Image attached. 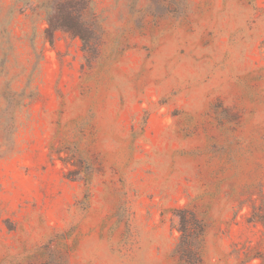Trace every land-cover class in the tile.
Here are the masks:
<instances>
[{"label":"rangeland","instance_id":"1","mask_svg":"<svg viewBox=\"0 0 264 264\" xmlns=\"http://www.w3.org/2000/svg\"><path fill=\"white\" fill-rule=\"evenodd\" d=\"M0 0V264L264 257V0H93L96 56Z\"/></svg>","mask_w":264,"mask_h":264},{"label":"trees","instance_id":"2","mask_svg":"<svg viewBox=\"0 0 264 264\" xmlns=\"http://www.w3.org/2000/svg\"><path fill=\"white\" fill-rule=\"evenodd\" d=\"M93 0H53L46 15L47 26L44 34L51 43L57 31L68 33L80 39L82 50L95 57L100 45V30L87 18ZM177 217L178 241L174 254L183 264H201V240L204 228L193 212L187 209L175 211ZM264 264V257L261 262Z\"/></svg>","mask_w":264,"mask_h":264}]
</instances>
